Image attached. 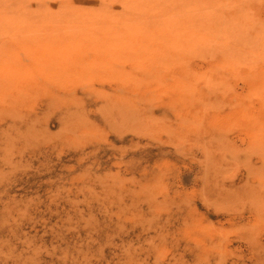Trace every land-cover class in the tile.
Returning a JSON list of instances; mask_svg holds the SVG:
<instances>
[{
	"label": "rangeland",
	"instance_id": "rangeland-1",
	"mask_svg": "<svg viewBox=\"0 0 264 264\" xmlns=\"http://www.w3.org/2000/svg\"><path fill=\"white\" fill-rule=\"evenodd\" d=\"M0 264H264V0H0Z\"/></svg>",
	"mask_w": 264,
	"mask_h": 264
}]
</instances>
